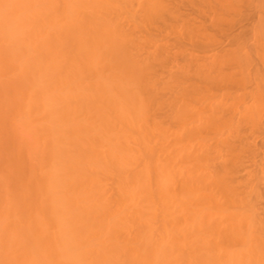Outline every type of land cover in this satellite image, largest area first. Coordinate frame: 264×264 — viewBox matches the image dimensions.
Returning <instances> with one entry per match:
<instances>
[{"label": "bare ground", "instance_id": "obj_1", "mask_svg": "<svg viewBox=\"0 0 264 264\" xmlns=\"http://www.w3.org/2000/svg\"><path fill=\"white\" fill-rule=\"evenodd\" d=\"M132 1L0 0V264H264V193L260 192L264 188V156L258 165L251 154L253 149H247L253 146V140L251 143L243 141L264 132V125L260 127V122L253 121L255 117L257 121L261 119L257 117L260 111L255 108L237 115L236 112L234 116L238 121L229 122V117L223 114L227 105L223 111H218L219 108H209L205 103L207 108L199 111L190 104L186 106L190 109L185 105L177 109L176 103L177 106L171 104L173 108H163L166 110L162 111V116L169 113L172 116L169 123L154 116V108L159 109V103L167 98L162 99L163 96L174 97L169 92H174L179 84H175L176 72H170V79L174 75L175 80L171 88L175 90H168L162 96L157 92L160 102L153 95L152 82L149 87L151 79L153 81V74L152 78L149 75L152 61L148 63L145 59L150 54L143 53L142 58L137 50V45L140 46L145 38L141 40L142 34L138 39L131 38L133 31L128 34L129 27L126 29V24L120 21L126 16L128 20L133 17ZM140 1L137 6L144 16L151 17L158 10L153 0ZM254 1L257 5L261 2ZM208 2L210 0L206 6ZM216 6L220 7L218 3ZM259 9L261 14L262 8ZM129 10L131 13L127 15ZM250 11L247 9L249 14ZM248 13L242 17L243 22ZM198 14L200 12L195 13ZM140 18L131 22L139 24ZM225 18L222 17L221 24H228V17ZM127 19L122 21L127 22ZM157 20L149 24L155 25ZM141 24L143 28L145 23ZM143 34L145 37L148 33ZM148 36L149 43L154 40L159 44L152 35ZM133 39L140 43L136 44ZM131 40L137 53L130 48L134 46ZM240 46L235 48L241 53ZM250 48L254 50V46ZM164 51L166 49L158 57ZM137 54L147 63L137 59ZM244 54L235 55L238 61L240 58L238 65L244 64L242 67L247 63L244 57L247 54ZM220 55L215 57L214 54V57L220 58ZM184 60L186 64L193 61L192 58L186 61L185 57ZM252 61L248 63L251 65ZM257 61L254 62L256 67ZM163 62L165 65L166 61ZM246 67L247 64L242 68L244 77L248 76ZM258 68L255 75L262 77L260 83L256 77L252 82L243 77L247 80L245 84L250 86L255 81L260 86L264 82V73ZM183 70L180 72L188 83L191 74L197 76L192 69V72ZM208 75L211 76L209 72ZM168 79L164 82L169 83ZM190 89L193 91L192 87ZM251 93L248 96L256 95ZM245 98L247 100V96ZM253 98L256 101L257 98ZM248 102L253 104L254 101L248 98ZM243 105L241 108H245ZM249 118V123L244 122ZM245 132L247 136L242 135ZM243 154L250 159H245ZM248 162L257 166L251 164L249 167ZM239 171L245 172L241 179L236 177Z\"/></svg>", "mask_w": 264, "mask_h": 264}, {"label": "rangeland", "instance_id": "obj_2", "mask_svg": "<svg viewBox=\"0 0 264 264\" xmlns=\"http://www.w3.org/2000/svg\"><path fill=\"white\" fill-rule=\"evenodd\" d=\"M135 1H137V0H134V1H132L131 2V9H130V5L127 7L128 9H130L131 10V12H132V14H131V17L132 18H130L129 17V19L130 20H128L126 17H125V19H122V20H125L126 21V19L128 20L127 22H123L122 20H120L121 22H122V24H124L125 25V27H126V29H127V27H129L128 29H127V31H128V34H129V31H133L134 32V34H133V32L131 33L132 35L131 36H133V37H131V38H134L135 37V39H138L137 37H138V35L140 34V36H142V37H140L141 38V40H143L144 38H145V40L144 41H142L141 42V44H139L140 43V40H139V43L135 40V39H133V41L136 43V44H139L140 46H138L137 45V47H138V49L137 48H135V43L132 41V43H134V46H133V44L131 45L132 47H134V48H132L131 46H130V48L131 49H133V50H138V53L140 54H142L143 55V53L144 54H147V53H149L150 54V57L149 58H146L145 57V59H148V63L150 62V61H152V62H150L149 64H151L152 63V66H151V70H150V72H149V75H151V78H152V74H153V81H152V79H151V81H150V83H149V87H150V84H151V82L153 83V84H151L152 86V88H151V90L153 91L152 93H153V95H155L156 96V99H157V101H159L158 100V98L159 97H161L162 95L161 94H165V93H168V90H172V88L171 87H173V85H175V84H179V85H177V86H175V88H177L175 91L178 93V95H177V93H175V91L174 90H172V91H174V92H169V94H173L174 95V97H170V95H165V96H163V98L162 99H164L165 97H167V98H165V100H162L160 103H159V109H157L156 107L154 108V110L156 109V114L154 115V116H156L157 118H159V117H162V119H164V121L165 122H170V117L172 118V116H169L170 115V113H169V115L167 116L166 115V117H164V116H162V114H164V112L162 113V111H164V110H166V108H168L169 106L171 107V104H173V105H175V106H177V104H178V106H177V109H179L178 107L179 106H181V109L184 107V105H185V108H189L190 109V107H186V106H188L189 104H190V106L191 107H198L199 108V111H200V109H204V108H207V105L206 104H209L208 106H209V108H211V107H215V109L216 108H219V109H217L218 111L220 110V109H222L221 111H223V109L226 107V105H227V108H225L226 110L224 111V115H226V116H224V117H229V118H227L228 120H229V122L231 121V122H233L232 120H237L238 121V117H235L239 112L240 113H242V112H245L247 109H250V111L252 110V111H254L255 110V108H256V110H259L260 112H259V115L257 116L258 117V119L259 118H261L259 121H257V119H255L254 118V120L253 121H255V122H260L259 124H260V127H261V125H264V120H262V118H264V116H262V113H264V112H262V110H264V103H262V102H264V99H262V98H264V95H262V94H264V93H262V89H264V85H262V84H264V82H262V84L259 86L258 85V83H260L259 82V78H260V81H261V78L262 77H258L257 78V76L258 75H255V73H257L255 70L257 69V67L259 66V68L261 69H259L260 70V72L261 73H264V60H262V58H264V57H262V56H264V54H262V53H264V50H262V49H264V29H261L262 27H264V23H262V22H264V14H262V13H264V7H262V6H264V2H262V1H264V0H261V2L259 1H257L258 3H259V5H257V3L255 4V2L256 1H254V0H241L242 1V3L240 2V0H238V2H237V0L236 1H233V0H229V2H228V0H224V2H223V0H220V2H219V0L218 1H214V0H210V3L208 2V4H207V6H206V4L205 3H207V1L208 0H204V1H206L205 3L203 2V0L202 1H199V2H202V3H199V2H197L198 3V5H199V7H200V5H202L203 7L205 6L206 8L208 7V9L209 10H206L205 8H199V7H197V3H196V1L194 2L193 0H183L184 2H182V0H180V2L179 1H177V0H164V1H161V0H153V2L155 3V5H156V9H158V10H156L155 11V13L150 17H147V16H144V14L142 13L143 11H142V9H138V7L140 6V4L141 3H139V0L137 1V3H139V4H137V3H135ZM142 1H145V0H141L140 2H142ZM152 1V0H151ZM161 1V2H160ZM198 1V0H197ZM212 1V2H211ZM231 1V2H230ZM162 2H163V4H162ZM177 2H179V4L177 3ZM182 2V4H180ZM194 4H193V3ZM213 2H214V4H213ZM226 2H228L227 4H225ZM232 2H234L235 3V5H232V4H234V3H232ZM157 3V4H156ZM185 4V6L187 7V5H188V9H186V7H184L183 8V6H184V4ZM187 3V4H186ZM217 3H218V7L219 8H217ZM231 3V6L229 5ZM236 3H237V5H236ZM166 4V5H165ZM175 4H177V7L178 8H182L181 10L180 9H178V8H176V5ZM223 4H224V6H223ZM250 4H251V7H250ZM253 4H255L256 6H257V8H256V6L255 7H253ZM261 4H262V6H261ZM137 5H139V6H137ZM168 5V6H167ZM171 5H173L174 6V9L172 8V6ZM182 5V6H181ZM227 5V6H226ZM241 5V6H240ZM167 6V7H166ZM170 6V7H169ZM194 6H195V8H194ZM209 6H211V7H213V9L211 8V7H209ZM226 6V7H225ZM230 6V8L228 9V7ZM242 6H244V9H243V7ZM259 6V7H258ZM260 6H261V8H262V10H260L261 8H260ZM190 7V8H189ZM222 7H225L224 9L222 8ZM237 7V8H236ZM240 8V11H239V8ZM141 8V7H140ZM172 8V9H171ZM191 8H194V9H192L191 10ZM215 8H217V9H215ZM226 8H227V10H226ZM232 8H233V10L234 9H238V11L237 10H234V11H232ZM260 8V9H259ZM127 9V10H128ZM138 9V10H137ZM174 10L173 12L171 11V10ZM176 9V10H175ZM206 11H210V13L213 11V15H211L209 12H206ZM246 9V10H245ZM247 9H248V11L249 10H251L250 11V13L252 14H249L248 12H247ZM258 9L260 10V11H262V13L261 14H259V11H258ZM130 10H129V12H128V14L127 15H129V13H131L130 12ZM160 10V13L158 12ZM183 10V11H182ZM186 10V11H185ZM187 10H189V11H187ZM200 10H202V11H200ZM221 10H222V12H221ZM230 10H231V12H233V13H231L230 12ZM242 10V11H241ZM243 10H245V12L243 11ZM137 11H139V12H141V13H138ZM197 11V12H196ZM203 11H205L204 13H203ZM225 11V12H224ZM235 11H237V12H235ZM138 13L137 15L136 14H134V13ZM160 14V15H158V13ZM177 12V13H176ZM179 12V13H178ZM181 12H183V13H181ZM200 12V14H198L197 16L195 15V13H199ZM202 12V13H201ZM241 12H243V13H241ZM257 14H256V13ZM181 13V14H180ZM206 13H208V14H210V15H206ZM217 13H219V14H217ZM228 13V15H226ZM231 13V14H230ZM234 13H235V15L237 16H235L234 15ZM246 13H248V15L246 16V18H244V22H243V16L245 17V15H246ZM254 13H255V16H254ZM142 14V15H141ZM156 14H157V16H156ZM169 14H171L169 17H168V15ZM204 14V15H203ZM134 15H135V17H134ZM140 15V16H139ZM178 15V16H177ZM200 15V16H199ZM215 15V16H214ZM217 15V16H216ZM218 15H219V17H218ZM225 15V16H224ZM232 15V16H231ZM257 15H258V17H257ZM138 16V17H137ZM142 16V17H141ZM213 16V17H212ZM229 16H230V19L229 20H227L228 18H229ZM254 16V17H253ZM141 17V18H140ZM147 17V18H146ZM154 17V18H153ZM161 17V18H160ZM217 17V18H216ZM222 17L223 18H225L226 19V21L228 22V24L226 23H224L225 24V27H224V24H221L222 22H221V19H222ZM247 17H249V18H247ZM253 17V18H252ZM262 18V20L260 19V18ZM121 18H124V17H120V19ZM140 18V20L142 21H140L139 20V24H133V22H131V21H133V20H137V19H139ZM152 19V20H150V19ZM200 18V19H199ZM237 18L239 19V20H237ZM258 18V19H257ZM145 19V20H144ZM147 19V20H146ZM153 19H154V21L155 20H157L156 22H154V23H156L155 25L153 24H149V23H153ZM202 19V20H201ZM206 19V20H205ZM211 20V22H207V21H210ZM212 19H213V21H212ZM215 19H217L218 20V23H220V24H218V23H216V22H214L215 21ZM232 19V20H231ZM234 19V20H233ZM186 20V21H185ZM192 20V21H191ZM203 20H205L206 21V24L208 23V25H206L205 23H204V21ZM224 19H222V21H223ZM131 23H130V22ZM134 21V22H135ZM144 21V22H143ZM145 21H147V22H145ZM151 21V22H150ZM225 21V22H226ZM231 21V22H230ZM235 21H237V22H235ZM142 24H141V23ZM190 22V23H189ZM192 22V23H191ZM195 22V23H194ZM233 23V25H231L230 23ZM252 22V23H251ZM259 22L261 23L260 25H259ZM128 23V24H127ZM143 23H145V25L143 24ZM146 23H148V24H146ZM197 23H199V24H197ZM212 23V24H211ZM247 23V24H246ZM258 25H257V24ZM140 24H141V26H143L144 25V27L143 28H140ZM211 24V25H210ZM239 24H240V26H239ZM255 24H256V26H255ZM129 25H132V26H129ZM134 25V26H133ZM147 25H150V28H148L149 26H147ZM157 25V26H156ZM226 25H227V27H226ZM230 25V26H229ZM241 25H244V26H241ZM147 27V29H146V27ZM154 26V27H153ZM194 26V27H193ZM203 26V27H202ZM207 26V27H206ZM217 26V27H216ZM131 27L133 28V30L131 29ZM135 27H137V29L138 30H134V28ZM156 27V28H155ZM206 27V28H205ZM246 27V28H245ZM251 29H250V28ZM144 28H145V31H144ZM154 28L156 29V30H154ZM187 28V29H186ZM200 28V29H199ZM253 28H254V31H255V28L257 29V31L256 32H254L253 31ZM130 29V30H129ZM136 29V28H135ZM178 29L180 30V32L182 31V34L180 33V32H178ZM198 31H197V30ZM262 30V32L261 31H259V30ZM149 30V31H148ZM252 30V31H251ZM137 31H139V32H137ZM186 31V32H185ZM191 32V33H190ZM143 33H148L147 34V36L150 34V35H152V37L151 38H153V39H155V40H157L158 42H159V44L157 45V42H154V40H152L153 42H151L150 41V43H149V41L148 40H151V39H148L147 38V36H145L144 37V34ZM259 34V35H257V34ZM142 34V35H141ZM181 34V35H180ZM213 34V35H212ZM253 34H255V35H253ZM261 34V35H260ZM136 35V36H135ZM153 35H154V37H153ZM189 35V36H188ZM223 35H224V37H223ZM227 35V36H226ZM184 36V37H183ZM206 36H207V39H206ZM227 38H226V37ZM241 38H240V37ZM259 36V37H258ZM149 37V36H148ZM156 37V38H155ZM186 37V38H185ZM204 37V38H203ZM222 37V38H221ZM236 37L237 38H239V39H236ZM139 38V39H140ZM150 38V37H149ZM209 38V39H208ZM229 38H232V39H229ZM236 40V41H239V42H236L234 39ZM243 38V39H242ZM199 39V40H198ZM146 40H147V42H146ZM217 40V41H216ZM227 40V41H226ZM212 41V42H211ZM207 42V43H206ZM229 42V43H228ZM237 43L236 45L234 44V43ZM252 43V46H254V50H255V47H256V50H257V52H256V50L254 51L253 50V48H250V47H252L251 46V43ZM131 43V42H130ZM129 43V44H130ZM144 43V44H143ZM213 43V44H212ZM241 43V44H240ZM262 43V44H261ZM129 44L127 45V46H129ZM147 44V45H146ZM149 44H152V45H149ZM250 45V47H249V45ZM144 45V46H143ZM156 45H157V47H156ZM165 45V46H164ZM241 45V46H240ZM150 46V47H149ZM159 46V47H158ZM167 46V47H166ZM208 46H210V47H208ZM237 46H240L241 48H243L242 49V51H241V53L239 52V51H237L238 49H236L235 47H237ZM154 47H156V48H154ZM233 47V48H232ZM240 47H238V48H240ZM129 47L127 48V50H129L130 49ZM154 49V51H152L153 49ZM159 48H161L160 50H159ZM164 48V49H163ZM249 48V49H248ZM260 50H259V49ZM130 49V50H131ZM150 49V50H149ZM166 49V51H164L163 53H162V55H161V57H162V59H161V57L159 56L158 57V54H161V51H163V50H165ZM232 49H235V50H232ZM244 49H246V51H244ZM129 50V51H130ZM137 50L135 51L136 53H137ZM148 50H149V52H148ZM231 50V51H230ZM239 50H241V49H239ZM250 50H252V51H250ZM259 50V51H258ZM158 51H160L159 53H158ZM219 51H221L220 53H219ZM239 53V54H241L242 56H243V53H245V54H247L246 56H244V57H246L245 59L247 60L246 62L247 63H245V61H243V60H241V62L242 63H245V66H246V64H247V69H246V71L248 70L249 71V73H248V71L246 72V75L248 74V76H246V77H244V76H242L241 74L243 73L242 71H243V69L245 68V66L244 67H242L240 64L238 65V63H239V61H240V58H239V61L237 60V56H235V55H238V56H240L237 52ZM262 51V52H261ZM134 52V51H133ZM134 52V53H135ZM153 52L154 53H156V54H154L155 56H157V57H155L154 55H152L151 56V54H153ZM230 52H232V53H230ZM234 52H236L235 54H234ZM243 52V53H242ZM246 52H248V53H250V54H248V53H246ZM255 52V53H254ZM259 52L261 53V56L259 55ZM132 52L130 51V54H131ZM133 53V55H135ZM167 54V57L169 58V59H167V57H165V54ZM253 53V54H252ZM139 54H137L138 55V58L137 59H140V60H142V58H144V55H143V57L142 58H140V56H142V55H139ZM164 54V55H163ZM169 54V55H168ZM174 55V59L175 60H173V55ZM187 54H191V56H193V57H191L192 58V60L193 61H191L190 63L189 62H187V64H186V62H184L185 60H184V57H185V59H188V60H186V61H190L191 60V58H188V56H187V58H186V55ZM193 54V55H192ZM214 54H215V57L216 56H219L220 54V58H215L214 57ZM223 54V55H222ZM244 54V55H245ZM254 54H255V57H254ZM177 55V57H175ZM227 57H226V56ZM229 55V56H228ZM248 55H249V58H251L250 56H252V58L250 59V60H248L249 58H248ZM257 55V56H256ZM258 55H259V57H258ZM136 56V55H135ZM147 56V55H146ZM171 56V57H170ZM222 56V57H221ZM234 56V57H233ZM155 57V58H154ZM210 57H211V59H210ZM233 57V58H232ZM241 57V56H240ZM243 57V58H244ZM150 58H154V60L156 59V58H158V59H156V60H158L156 63H154V60H152V59H150ZM172 58V59H171ZM202 58V59H201ZM204 58V59H203ZM208 58V59H207ZM214 58V59H213ZM222 58V59H221ZM228 58V60H224V59H227ZM231 58V59H230ZM236 58V59H235ZM259 58H261V59H259ZM150 59V60H149ZM163 59H165V60H163ZM190 59V60H189ZM215 59H216V62H215ZM230 59V60H229ZM242 59V58H241ZM253 59V63L254 62H256L257 60V63L256 64H258V66L256 67L255 66V63L253 64H251L250 65V63H248L249 61L251 62V60ZM159 60H161V62L159 61ZM169 60H171V61H169ZM207 60L209 61V62H207ZM218 60H219V65L220 64H223V65H218ZM220 60L222 61V63L220 62ZM226 61H228V62H232V63H228V62H226V63H228V64H225V62ZM232 60V61H231ZM235 60V61H234ZM142 61H145V60H142ZM147 61V60H146ZM145 61V62H146ZM164 61V62H163ZM165 61H166V64H165ZM259 61H261V62H259ZM159 62V63H158ZM162 62L165 64V65H163L162 64ZM204 62V63H203ZM212 62V63H211ZM234 62V63H233ZM238 62V63H237ZM147 63V62H146ZM158 63V64H157ZM194 63V64H193ZM210 63V64H209ZM216 63V64H215ZM241 63V64H242ZM262 64V67L260 66V64ZM153 64H157L156 66L155 65H153ZM179 64V65H178ZM189 64V66L187 67H185V65H188ZM192 64V65H191ZM207 64V65H206ZM209 64V65H208ZM213 64H215L216 65V67H215V65H213L214 67H212V65ZM233 64V65H232ZM236 64V65H235ZM248 64H249V66H248ZM160 65V66H159ZM162 65L164 66V68H166V67H168L167 69H165L164 70V68H162ZM167 65V66H166ZM184 66V67H181V66ZM193 65H194V67H193ZM199 65L201 66V68L199 67ZM225 65V66H224ZM154 66V67H153ZM196 66V67H195ZM198 66V67H197ZM208 66V67H207ZM218 66H219V69H218ZM227 66V67H226ZM230 66V67H229ZM234 68H233V67ZM237 66H239V67H237ZM251 66V67H250ZM254 66H255V69H254ZM153 67V68H152ZM157 67H160V69H158ZM191 67H193V68H191ZM222 67V68H221ZM232 67V68H231ZM173 68V69H172ZM185 69V70H189V71H191L192 72V70H194L193 72H196V73H193L194 75L196 74L197 76H193L190 72H189V76H187L188 77V79H190V74H191V78L192 79H190V80H188V81H190V83H188V82H186V80H187V78H185V76L183 77L182 75H183V73H185V71L183 70V69ZM187 68V69H186ZM192 70H191V69ZM195 68H200V69H195ZM217 68V69H216ZM241 68V69H240ZM243 68V69H242ZM158 69V70H157ZM161 69H163V73L162 72H158L159 70L161 71ZM178 69V70H177ZM203 69L205 70V72L203 71ZM224 69V70H223ZM229 69V70H228ZM233 69H235V70H233ZM238 69V70H237ZM156 70V71H155ZM184 71L183 73L182 72H180V71ZM200 70H202V71H200ZM213 70H215V71H213ZM216 70H217V72H220V73H217L216 72ZM223 70V71H225V72H221V71ZM254 70V71H253ZM153 71V72H152ZM180 73H179V72ZM235 71V72H234ZM238 71V72H237ZM155 72H157V73H155ZM167 72L169 73L168 75H167ZM175 73L174 75H176V77H175V80L177 81H175L174 80V75L171 77V79H170V76H171V73ZM179 73V75H178V73ZM199 72H201V74L199 73ZM208 72L211 74V76L214 78L213 79V81H212V77L210 76V75H208ZM212 72V73H211ZM213 72H214V74H213ZM233 72V73H232ZM237 72V73H236ZM240 72V74H238ZM159 73V75L160 76H162V77H160L161 79L159 80V77H158V75H156V74H158ZM162 73V74H161ZM182 73V74H181ZM188 73V72H187ZM187 73H185V74H187ZM230 75H229V74ZM236 73V74H235ZM260 73V74H261ZM155 74V75H154ZM216 74H217V76H219V79H218V77L216 76ZM226 74H228V75H226ZM249 74H251V76H249ZM188 75V74H187ZM207 75V76H206ZM215 75V76H214ZM221 75H223L222 77H221ZM232 75H235V76H232ZM239 75H241V76H239ZM231 78H230V77ZM237 76H238V78H239V80L237 79ZM254 76V77H253ZM260 76V75H259ZM150 77V76H149ZM158 77V78H157ZM164 77V78H163ZM180 77V78H179ZM181 77H182V79H181ZM207 77H210V80H208V78ZM217 79H216V78ZM229 77V78H228ZM234 77V78H233ZM246 79L247 77V79L249 80V82H250V80H251V82L254 80V78L256 77L258 80H256L257 82H255L254 81V84H249L250 86H248V83L247 84H245L246 82H247V80H245L244 78ZM158 80H157V79ZM167 78H169L168 80H169V83H167V82H164ZM207 78V79H206ZM224 78V79H223ZM233 78V79H232ZM186 79V80H185ZM232 79V80H231ZM240 79H242V81L240 82ZM172 80H173V82L175 81V84L174 83H171L172 82ZM191 80H195V81H192L191 82ZM215 80V81H214ZM223 80V81H222ZM228 80V81H227ZM231 80V81H230ZM237 80V81H236ZM244 80V81H243ZM211 81V82H210ZM233 81H235V83H236V85L234 84V82ZM262 81H264V80H262ZM198 83V86H197V83ZM207 82H208V84H207ZM214 82V83H213ZM222 82V83H221ZM228 82V83H227ZM230 82V83H229ZM155 83H156V85H155ZM171 83V84H170ZM203 83V84H202ZM211 83V84H210ZM238 83V84H237ZM242 83V84H241ZM257 83V84H256ZM182 85V87H180L181 85ZM183 84H184V86H183ZM187 84V85H186ZM189 84L190 85H192V84H194V86H189ZM206 84V85H205ZM214 84V85H213ZM228 84H230V85H228ZM234 84V85H233ZM240 84V85H239ZM246 86H245V85ZM162 85V86H161ZM170 85V86H169ZM172 85V86H171ZM186 85V86H185ZM202 85V86H201ZM210 87H209V86ZM223 85V86H222ZM225 85V86H224ZM153 86H154V88H153ZM189 86V87H188ZM203 86H205L204 87V89H203ZM230 86V87H229ZM234 86V87H233ZM236 86V87H235ZM186 87V88H185ZM187 87L189 88V89H187ZM192 87V90L193 91H191V88ZM228 87V88H227ZM174 88V87H173ZM181 88V89H180ZM210 88H212V89H210ZM221 88V89H220ZM254 88H256V89H258L257 90V92H255L256 91V89H254ZM158 89V90H157ZM181 90L180 92L178 91V90ZM231 89V90H230ZM252 89H254L253 91H252ZM161 90V91H160ZM188 90V91H187ZM199 90V91H198ZM205 90V91H204ZM213 90V91H212ZM215 90V91H214ZM234 92H233V91ZM238 90H240V91H238ZM251 90V91H250ZM186 91H187V93H186ZM201 91V92H200ZM212 91V92H211ZM223 91V92H222ZM225 91V92H224ZM236 91H238V92H236ZM245 91V92H244ZM161 95H159L158 93ZM163 92V93H162ZM189 92V93H188ZM191 92V93H190ZM193 92V93H192ZM195 92V93H194ZM200 92V93H199ZM221 92V94H219ZM227 92V93H226ZM234 93V94H241V95H243L242 97H241V95H239V96H236V95H234L233 96V93L232 94H230L229 95V93ZM242 92H244V94L242 93ZM256 93V95H250V96H248L250 93ZM260 92V93H259ZM186 93V94H185ZM227 95H226V94ZM251 93V94H252ZM254 93V94H255ZM188 94H189V96H188ZM190 94H192V95H190ZM205 94V95H204ZM213 94V95H212ZM257 94H260V95H258L257 96ZM158 95H159V97H158ZM202 95H204V97H202ZM208 95H209V98H207L208 97ZM212 95V96H211ZM215 95V96H214ZM221 96V99H219L220 98V96ZM232 95V96H231ZM180 96V97H179ZM187 96V97H186ZM195 96H197V98H195ZM201 96V97H200ZM226 96V97H225ZM245 96H247V100H248V98H249V101L250 102H253V104L252 103H246V98H245ZM255 96V98H257L256 99V101H255V99L253 98ZM152 97H154V96H152ZM170 97V98H169ZM190 97V98H189ZM217 97V100L215 99H213V98H216ZM224 97V98H223ZM235 99H234V98ZM239 97H241L240 99H237V98H239ZM259 97V98H258ZM173 98L175 99V101L173 100ZM180 98H182V100L180 99ZM184 98V99H183ZM191 99V100H189V99ZM206 99V101H205V99ZM223 98V99H222ZM244 98H245V101H244ZM251 98H253V99H251ZM167 99V100H166ZM178 99H180V100H178ZM201 99H202V101H201ZM207 99H210V101L208 102V100ZM211 99H212V101H211ZM227 101H226V100ZM259 99H261L260 100V103L258 104V102H259ZM173 100V101H172ZM178 102H177V101ZM185 100V101H184ZM186 100H188V101H186ZM197 100H200V101H197ZM223 101V103H222V101ZM163 101H167V103L166 102H163ZM190 101H191V103H190ZM219 101H220V103H219ZM224 101H225V103H224ZM232 101H233V103H232ZM239 101V102H238ZM242 101V102H241ZM186 102H187V105H186ZM214 102H215V104H214ZM245 102V103H244ZM177 103V104H176ZM183 103H185V104H183ZM192 103H194V104H192ZM200 103V104H199ZM201 103H202V106H201ZM206 103V104H205ZM240 103H244V105L243 104H240ZM254 103H256V104H254ZM179 104H181V105H179ZM196 104V105H195ZM199 104V105H198ZM213 104V105H212ZM220 105V107H218L219 105ZM225 106H224V105ZM243 105L245 108H241L242 106H240V105ZM250 104V105H249ZM258 104V105H257ZM204 105H206V106H204ZM215 105H217V107L215 106ZM229 105V106H228ZM183 106V107H182ZM224 106V107H223ZM246 106H248L247 108H246ZM251 106H253V107H251ZM258 106V107H257ZM161 107V108H160ZM164 107H166L164 110H163V108ZM169 107V108H170ZM174 106H172L171 108H173ZM223 107V108H222ZM251 107V108H250ZM261 107H262V109H261ZM168 108V109H169ZM184 108V109H185ZM229 108H230V110H229ZM242 110H241V109ZM259 108V109H258ZM167 109V110H168ZM231 109L232 110H235V112H233L232 113V111H231ZM254 109V110H253ZM261 109V110H260ZM192 110H194L193 108H192ZM241 110V111H240ZM245 110V111H244ZM169 111V110H168ZM248 111V110H247ZM154 111H153V114L155 113ZM167 112V111H166ZM237 112V113H236ZM158 113V114H157ZM160 113H161V115H160ZM167 113V114H168ZM230 113H231V115H230ZM234 113H236V115L234 114ZM223 114H222V116H223ZM229 114V115H228ZM233 114V115H232ZM235 115V116H234ZM231 116V117H230ZM232 116H234L235 118H233ZM262 116V117H261ZM251 118V117H250ZM250 118L249 119H246V120H244V122H247V123H249L250 121ZM169 119V120H168ZM231 119V120H230ZM253 118H251V120H252ZM158 120H161V119H158ZM168 120V121H167ZM225 120V119H224ZM228 120H227V122H228ZM248 120V121H247ZM262 121V122H261ZM171 122H172V120H171ZM259 127V128H260ZM262 127H264V126H262ZM262 130V129H261ZM261 130L260 131H258V132H261ZM248 133V132H247ZM261 134V133H260ZM262 134H264V132H262ZM259 135V137H258V135H255V136H253L254 137V139H248L247 137H246V140H244L243 138V141L244 142H246L247 140H250V141H248V142H250L251 143V141L253 140V146L252 147H250V148H247V149H253V151L252 152H254V153H251L253 156H255V162L257 161L258 162V165L261 163V161H259V160H261V156H264V141H262V140H264V138H262V136H264V135ZM243 136L244 135H246V132L245 133H243L242 134ZM250 134H248V136H249ZM247 136V135H246ZM250 137V136H249ZM255 137H257V138H255ZM260 137L262 138V140L260 139ZM258 139V140H257ZM262 141V142H261ZM261 142V143H260ZM250 143H249V145H250ZM256 143V144H255ZM242 144H243V142H242ZM254 147V148H253ZM259 148V149H258ZM262 148V149H261ZM246 149V148H245ZM244 149V150H245ZM255 149V150H254ZM256 149H257V151H256ZM250 150H248V152H251ZM247 151V150H246ZM256 151V152H255ZM248 152L246 153L245 151H244V153H246L247 155H250V153L248 154ZM246 155V158L248 157ZM251 155V156H252ZM256 155L257 156H260V157H256ZM243 157H244V154L242 155ZM250 156V157H251ZM242 157V158H243ZM245 158V157H244ZM243 158V159H244ZM245 158V159H246ZM254 158V157H253ZM252 157H251V159H253ZM258 158H260V159H258ZM245 159H244V162H245ZM248 160L250 159V158H247ZM258 159V160H257ZM262 159H264V158H262ZM244 162H242V165H244ZM251 162H253V161H251ZM246 163V164H248L249 165V167H251L252 165H254L255 167L257 166V165H255L254 163ZM260 162V163H259ZM262 162H264V161H262ZM252 164V165H251ZM246 166V165H245ZM253 166V167H254ZM262 166H264V165H262ZM247 168H248V166H246ZM252 167V168H253ZM254 167V168H255ZM243 168H245V167H243ZM252 168H251V170H252ZM255 170V169H254ZM241 172H242V170H240ZM239 171V172H240ZM241 172H240V174L239 175H237L236 174V177H238L239 179H241L240 178V176L241 177H243L244 176V173H242L241 174ZM254 173V171H251V173ZM246 174H247V171H246ZM254 175H255V173H254ZM246 178V177H245ZM235 179V178H234ZM256 179V178H255ZM237 180V179H236ZM241 181V180H240ZM243 182L245 181V179H243L242 180ZM243 182H241V183H243ZM246 182V181H245ZM262 183H264V181H262ZM262 186H264V184H262ZM261 188V187H260ZM262 190H264V188H262ZM260 191L261 192V194L262 193H264V191ZM262 195H264V194H262ZM262 202H264V200H262Z\"/></svg>", "mask_w": 264, "mask_h": 264}]
</instances>
